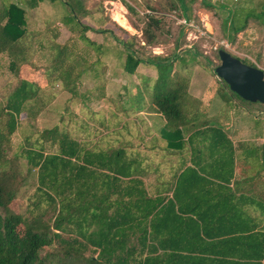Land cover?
I'll list each match as a JSON object with an SVG mask.
<instances>
[{"label":"trees","instance_id":"1","mask_svg":"<svg viewBox=\"0 0 264 264\" xmlns=\"http://www.w3.org/2000/svg\"><path fill=\"white\" fill-rule=\"evenodd\" d=\"M48 1L61 2L65 8L61 23L71 36L63 43L54 40L58 36L56 24L48 26L47 32L28 27L25 7L35 8L45 0H0V54L10 58L9 69L15 75L12 89L0 103V264H264L262 227L242 223L244 213L238 209L232 210L234 220L227 222L224 212L217 214L223 219L210 217L206 221L208 208H195L199 188L211 180L192 166L162 191L152 183L147 185L139 161L126 148L85 147L60 123L33 129L14 146L15 134L24 126L34 128L30 122L52 97L44 82L59 81L64 90L79 96L83 77L100 79L99 59L109 48L89 38L85 34L88 30L110 35L121 45L116 51L118 56L124 54V69L129 74L140 63L157 71L151 104L161 115L159 130L170 144L182 140L198 119L199 99L190 93L188 76L178 68L179 64L186 66L185 57L193 59L195 52L184 49L185 56L143 57L134 48V37L111 18L99 20V28L84 22V0ZM178 1L190 18L189 4L194 0ZM251 1L253 5L244 6L231 0L232 8L219 4L227 13L223 30L229 40L246 29L250 20H257L264 31V0ZM200 2L206 8L215 7L207 0ZM149 20L144 37L153 43L156 37L150 28L158 20ZM50 31L52 38L45 44L42 36ZM36 50L49 51V65L39 68L34 60ZM92 51L98 58L90 64L86 54ZM226 86L228 96L240 98ZM134 89L137 96L130 105L142 109L144 98L139 88ZM246 102L264 109L262 103ZM195 134L212 136L208 146L217 151L220 138L230 143L217 122L191 131L189 141ZM251 153L255 158L260 156ZM225 156L218 154L220 159ZM220 171L222 176L218 177L229 183L231 174ZM259 176L239 180L257 184ZM30 179L36 180V186L33 192H24L26 200H20V188ZM51 245L61 251L60 258L40 256V251Z\"/></svg>","mask_w":264,"mask_h":264},{"label":"rangeland","instance_id":"2","mask_svg":"<svg viewBox=\"0 0 264 264\" xmlns=\"http://www.w3.org/2000/svg\"><path fill=\"white\" fill-rule=\"evenodd\" d=\"M207 1L215 7L206 8L200 0L190 2L192 15L188 18L178 0H84L83 6L87 14L84 15L83 20L94 28H99V20L104 16L111 18L134 37V48L143 57L174 54L185 56L184 49L195 52L193 59L191 55L185 57L186 66L178 65L180 73L188 76L191 91L193 92L192 88L207 90L206 93L217 90L218 96L224 98L225 94L229 93L227 86L214 72L215 67L220 63L218 50L225 49L240 60L253 63L264 70V31L257 20H250L246 29L238 33L234 40H229L223 30L227 13L225 9L219 7V4L229 8L235 5H232L231 0ZM234 3L244 6L253 5L251 0H234ZM25 9L28 27L33 28L35 32L43 30L47 32L51 25L56 24L58 36L54 40L63 43L71 36L69 28L61 23L65 14V8L61 2L56 1L51 4L45 0L35 8L25 7ZM116 16H120L123 19L122 22L117 21ZM151 17L158 20V24L150 28L156 40L153 43H147L144 31ZM78 33L79 30L76 34ZM85 34L98 44H107L109 48L99 59L102 65L100 79L83 77L78 87L81 93L79 96H72L70 92L64 90L59 81L53 84L51 81L44 82V88L52 92V97L36 120L30 122L34 128L31 125L24 126L15 134L13 138L15 147L33 129L41 130L59 123L70 132L73 138L89 148L124 147L127 152H130L131 138L141 136L145 140L146 134L152 137L154 132L148 127L145 116L147 113L151 114L153 110L146 107L138 114L139 119L138 112L134 108L136 105L132 107L130 101L135 100L137 90L134 88L137 87L141 91L144 103L149 105V108L153 107L152 86L157 78V71L152 66L140 63L134 73L129 74L124 69V54L118 56L116 51L117 48H121L117 41L110 35L104 36L92 30H88ZM42 38L45 44H48L47 40L52 38L51 31ZM79 46L85 50L81 42ZM36 52L34 60L39 68L49 65L51 58L49 51L36 50ZM97 58L95 51L86 54V61L90 64ZM174 61L178 62V60ZM9 62L10 58L6 54H0V103L4 102L3 98L15 82V75L9 69ZM83 94L86 96H82ZM232 97L235 101L233 103L235 112L232 118L243 119L246 124L249 122L254 124L250 113H257V106L236 96L232 95ZM225 108L224 103L216 107L220 117L226 111ZM244 110L246 114L243 113ZM243 114H245L244 117ZM151 141V139L148 140L150 143ZM35 186V179H30L27 185L22 186L20 200H26L24 192L28 190L29 193L33 192ZM45 255H49L50 259L52 256L56 258L62 256L56 245L42 249L40 256ZM52 264H56V261Z\"/></svg>","mask_w":264,"mask_h":264},{"label":"crops","instance_id":"3","mask_svg":"<svg viewBox=\"0 0 264 264\" xmlns=\"http://www.w3.org/2000/svg\"><path fill=\"white\" fill-rule=\"evenodd\" d=\"M192 90L193 92L190 89V93L199 99L196 116L198 119L195 126L190 127L182 140L177 143L170 144L161 135L159 130L161 115L154 107L149 108L150 106L145 103L142 109L135 107L137 115L146 107L153 110L151 114L147 113L145 116L148 127L154 132L152 137L146 134L143 140V137L135 136L131 138L130 144V153L139 161L138 166H140L143 179L148 186L152 183L163 191L175 183L176 175L192 166L211 180L205 183L203 188H199V200L196 199L193 202L195 208L198 206L208 208L204 220L207 221L210 217H221L217 214L224 212L223 218L227 217V222H232L234 220L231 217L232 210L238 209L244 213L241 214L242 223L257 224V229L262 227L264 230V109L257 106V113H250L254 124L253 122L246 124L243 119L232 118L235 112L233 110L235 101L232 96L225 94L224 98L222 96L220 98L217 90L209 93L200 88H192ZM223 103L228 108H225L226 111L220 117L216 107ZM243 113L246 114V111L244 110ZM137 118L140 119L139 115ZM212 122L221 125L230 141L228 143L227 140L220 138L219 151L215 149V146H208L210 138L213 139L212 136L195 134L194 140L189 141L188 139L191 131L208 128ZM149 139L152 140L151 143L148 142ZM251 152L253 154L257 152L260 156L255 158L251 156ZM222 153L226 155L225 159L218 157V154ZM233 154L234 157H231ZM218 163L224 166H218ZM222 169L225 172L224 175L231 174L229 183H225L222 178L218 177L222 176L220 171ZM254 175H260L257 184L244 181V179L239 180L244 176ZM211 209L216 211L211 213Z\"/></svg>","mask_w":264,"mask_h":264},{"label":"water","instance_id":"4","mask_svg":"<svg viewBox=\"0 0 264 264\" xmlns=\"http://www.w3.org/2000/svg\"><path fill=\"white\" fill-rule=\"evenodd\" d=\"M218 56L216 76L243 100L264 104V70L242 62L225 49H219Z\"/></svg>","mask_w":264,"mask_h":264},{"label":"bare ground","instance_id":"5","mask_svg":"<svg viewBox=\"0 0 264 264\" xmlns=\"http://www.w3.org/2000/svg\"><path fill=\"white\" fill-rule=\"evenodd\" d=\"M116 20L122 22L121 20H123V19H121L120 16H116ZM122 25H123V23H122ZM123 26H124V25H123ZM124 27H125V26H124Z\"/></svg>","mask_w":264,"mask_h":264}]
</instances>
